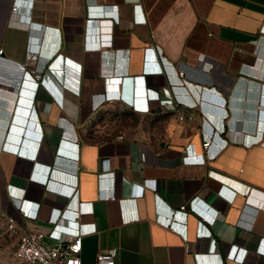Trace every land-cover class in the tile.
<instances>
[{"label": "crops", "instance_id": "0c3cea01", "mask_svg": "<svg viewBox=\"0 0 264 264\" xmlns=\"http://www.w3.org/2000/svg\"><path fill=\"white\" fill-rule=\"evenodd\" d=\"M0 49L3 212L93 224L82 264H264V0H0Z\"/></svg>", "mask_w": 264, "mask_h": 264}, {"label": "built area", "instance_id": "2783aa9c", "mask_svg": "<svg viewBox=\"0 0 264 264\" xmlns=\"http://www.w3.org/2000/svg\"><path fill=\"white\" fill-rule=\"evenodd\" d=\"M17 6L13 4L11 10L15 11ZM2 49H0V53ZM37 54L33 52H27L26 58L29 61L37 60ZM75 65L74 63H72ZM23 68V65H19ZM47 66V70L49 69ZM77 66V65H75ZM43 72V67L32 69L30 71L31 78L39 81L41 79V74ZM26 77H30L26 71ZM178 83L180 85H171L174 89L178 90L180 86L182 89L181 94L175 95L174 108L177 114L178 121H192L194 120L193 114L187 112L188 108H193L195 102L189 100L185 95L186 92L184 86L181 84L180 79L183 78L184 72L178 71ZM34 83V81H32ZM31 82V86L33 83ZM36 85V84H35ZM35 85L33 87H35ZM21 101V100H20ZM122 138V136H119ZM209 142H203L204 147L208 146ZM220 190H226L225 187L221 186ZM132 194L135 196L142 195V187L136 183L132 184ZM110 200H114L113 197ZM193 202V200L191 201ZM190 202V203H191ZM192 208L195 209L194 204L189 203L183 204L176 210L175 216L178 218H186L187 211ZM183 212L179 214L178 212ZM208 219V218H206ZM211 221V220H209ZM79 227L76 232H69L68 229L54 225L51 227L49 232H44L43 230L35 226H22L18 223L17 218L13 215L7 214L2 211L0 204V236L8 235L16 237V243L13 249L8 252V254L0 258V264H82L80 258V251L82 249V237L86 234H90L95 231L93 224H86L80 227L79 221H77ZM175 224V223H173ZM177 225V224H176ZM171 228H173L171 226ZM47 237L49 240H45ZM231 252L228 253L230 257L234 255L236 250L235 246H231ZM117 253L116 247H109L103 251H98L95 255V260L93 264H116L115 257ZM245 249L240 248L237 255L234 257L235 260L241 261L244 257Z\"/></svg>", "mask_w": 264, "mask_h": 264}, {"label": "rangeland", "instance_id": "374dc122", "mask_svg": "<svg viewBox=\"0 0 264 264\" xmlns=\"http://www.w3.org/2000/svg\"><path fill=\"white\" fill-rule=\"evenodd\" d=\"M14 238L8 235L0 236V258L5 257L13 249Z\"/></svg>", "mask_w": 264, "mask_h": 264}, {"label": "water", "instance_id": "95a60500", "mask_svg": "<svg viewBox=\"0 0 264 264\" xmlns=\"http://www.w3.org/2000/svg\"><path fill=\"white\" fill-rule=\"evenodd\" d=\"M113 198H114V200H115V197L114 196H112Z\"/></svg>", "mask_w": 264, "mask_h": 264}]
</instances>
